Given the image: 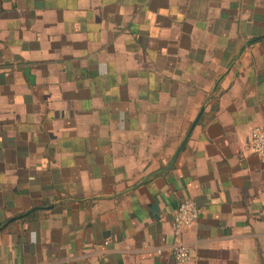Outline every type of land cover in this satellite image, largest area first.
<instances>
[{
  "label": "crops",
  "instance_id": "obj_1",
  "mask_svg": "<svg viewBox=\"0 0 264 264\" xmlns=\"http://www.w3.org/2000/svg\"><path fill=\"white\" fill-rule=\"evenodd\" d=\"M256 125L264 0H0V264H264Z\"/></svg>",
  "mask_w": 264,
  "mask_h": 264
},
{
  "label": "built area",
  "instance_id": "obj_2",
  "mask_svg": "<svg viewBox=\"0 0 264 264\" xmlns=\"http://www.w3.org/2000/svg\"><path fill=\"white\" fill-rule=\"evenodd\" d=\"M249 149L264 166V129L253 126L249 137ZM199 208L192 198L180 201L172 212L170 257L173 264H184L189 258V247L184 240L186 229L196 220ZM158 252H161L158 250Z\"/></svg>",
  "mask_w": 264,
  "mask_h": 264
},
{
  "label": "water",
  "instance_id": "obj_3",
  "mask_svg": "<svg viewBox=\"0 0 264 264\" xmlns=\"http://www.w3.org/2000/svg\"><path fill=\"white\" fill-rule=\"evenodd\" d=\"M196 121H197V118L191 123V125H190V127H189V129H188V131H187V133H186V135H185V137L182 139L180 145H179L178 148L176 149V151H175V153H174V156H175V155L179 152V150L181 149V147H182V145L184 144V142H185V140H186V138H187V136H188L190 130L192 129V127L194 126V124L196 123ZM174 156H173V158H174ZM173 158H172V159H173Z\"/></svg>",
  "mask_w": 264,
  "mask_h": 264
}]
</instances>
